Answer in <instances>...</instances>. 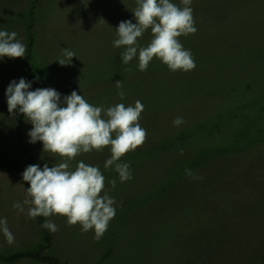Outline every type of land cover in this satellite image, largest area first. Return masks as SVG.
I'll list each match as a JSON object with an SVG mask.
<instances>
[{
  "label": "rangeland",
  "instance_id": "374dc122",
  "mask_svg": "<svg viewBox=\"0 0 264 264\" xmlns=\"http://www.w3.org/2000/svg\"><path fill=\"white\" fill-rule=\"evenodd\" d=\"M31 2L0 0V30L15 31L25 44L32 23L33 90L53 88L61 99L76 91L88 103L107 107L121 100L116 81L134 87L138 76L159 74L119 101L144 106L139 123L146 141L120 161L130 165L131 180L120 182L114 168H104L108 148L71 161L73 169L82 160L105 176L103 192L115 199L116 214L104 236L96 241L94 230L82 233L81 225L68 226L66 217L54 215L48 219L59 230L50 232V254L69 264H264V0H192L197 31L178 39L193 58L217 55L195 62L188 72H172L154 57L146 71L131 66L125 74L112 42L121 21L136 23L131 11L136 0H38L30 18ZM171 2L182 6L181 0ZM149 39L150 29L138 42L146 46ZM62 48L76 55L65 66L56 61ZM14 60L0 58V82L9 73L11 81L26 79L19 60L8 71ZM132 62L138 65L137 59ZM7 87L0 86V158L20 168L27 157L10 130L14 116L2 119ZM176 117L184 120L178 127ZM21 127L34 164L62 162L45 153L42 142L29 143L32 125L25 117ZM185 169L198 178L188 177ZM26 198L22 178L0 166V219L7 220L15 238L9 245L0 232L1 255L40 242ZM14 202L25 211L13 208Z\"/></svg>",
  "mask_w": 264,
  "mask_h": 264
},
{
  "label": "clouds",
  "instance_id": "9594fccd",
  "mask_svg": "<svg viewBox=\"0 0 264 264\" xmlns=\"http://www.w3.org/2000/svg\"><path fill=\"white\" fill-rule=\"evenodd\" d=\"M191 3L192 0H181L182 6H178L171 0H136V7L131 10L136 23L121 21L115 30L117 39L113 46L124 48L120 54L122 63L128 65L137 59L138 69L146 71L155 57L172 72L194 70L196 63L191 51L184 49L178 39L197 31ZM149 29L151 39L146 46H141L138 38ZM16 37L15 31L0 30V58L26 56L27 45ZM74 56L73 51L62 48L61 58L56 61L65 66ZM126 71L131 72L132 68ZM115 86L121 89L117 94L123 100L126 94L122 90V81H116ZM31 87L32 82L24 78L9 83L5 93L8 113L13 116L17 112L23 114L32 125L28 132L29 143L42 142L43 151L55 159L61 158L62 162L52 167L45 163L43 168L39 164L28 165L23 171V181L30 185L23 202L29 206L27 216L30 219L46 218L40 226L51 233L59 229L47 218L66 217L68 226L79 224L82 233L94 230V240L99 241L115 217L116 201L103 192L105 176L98 166L81 160L73 169L71 161L82 153L108 148L110 158L105 161L104 168H114L120 182L131 180L130 165L120 161L146 141L147 132L139 123L144 106L140 101L134 106L123 103L94 106L76 91L61 99V94L53 88L30 90ZM183 123L182 117L173 120L177 127ZM185 174L198 178L190 169H185ZM110 183L115 189L116 180ZM13 208L25 211L19 202H14ZM0 232L9 245L14 243L6 219H0Z\"/></svg>",
  "mask_w": 264,
  "mask_h": 264
},
{
  "label": "trees",
  "instance_id": "16d2710c",
  "mask_svg": "<svg viewBox=\"0 0 264 264\" xmlns=\"http://www.w3.org/2000/svg\"><path fill=\"white\" fill-rule=\"evenodd\" d=\"M37 2H38V0H33L32 8H31V11H30V18H32L33 11L37 7ZM20 16H22V15L20 14ZM31 29H32V23H30L27 26V28H26L28 45H27V54H26V56L24 58V65L27 68V81H31L32 82V80H33V71H32L31 66H30V59H31L30 58V54L32 52L34 38L32 36ZM112 44H113V42H112ZM114 50H115L114 54H116V62L118 63V68H119V72L120 73L122 71V73L125 74L126 72H128V71H126V69L131 67V66L135 67L133 69H136L138 67V65H136L134 62L129 63L128 65L123 64L122 63V59H121V55H120L121 53L120 52L118 53V48H115ZM218 54H219V52H218ZM216 55H213L211 53L205 54L204 56L195 55L194 59H195V62H197V61L198 62H202V61H204V59H206V61H207V58H212V57H215ZM201 57H203V58H201ZM155 73L156 72L148 71L145 75L138 76L137 78L134 79V82H136V85L134 87L129 86V84L131 82L123 81L122 90L125 92L126 95H130L132 93L136 94V92H139V89H142L146 85L148 80H152L153 81L154 77L159 75V74H155ZM131 77L132 78H130V79L134 78L133 76H131ZM120 90L121 89H119L117 91V93ZM119 101H122V100L119 99ZM119 101H118V103H119ZM20 115L22 116V114H20ZM17 125H18L17 126V140H18L19 145L21 146V149L23 150L24 154L27 157L26 165H25V167H20L19 168L14 163L8 162V161L3 160V159L0 158V166L6 167V168H10L11 171H13L15 174L19 175L22 178V173L25 170V168L28 165H33L34 164V158L31 155V153L27 149L24 148L23 143H22V136H21V132H20V124H19V122H17ZM22 180H23V178H22ZM23 183L25 185V189L30 186L25 181H23ZM45 219L46 218H44V217H36L35 218L36 227H37L38 232H39V234L41 236V243L37 246L36 249H33V250H22V251H18V252H15V253H12V254H6V255H1L0 254V263L13 264V263H16V262H18L20 260H30V261L37 262V263H40V264H69V263L60 261L56 256L50 254L49 251H50V249L52 248V245H53L52 235H51V233L48 230H46V229H44V228H42L40 226L44 222Z\"/></svg>",
  "mask_w": 264,
  "mask_h": 264
},
{
  "label": "crops",
  "instance_id": "0c3cea01",
  "mask_svg": "<svg viewBox=\"0 0 264 264\" xmlns=\"http://www.w3.org/2000/svg\"><path fill=\"white\" fill-rule=\"evenodd\" d=\"M32 4H33V0H32V2H31V8H32ZM37 4H38V2H37ZM31 8H30V11H31ZM18 14H21V13H18ZM27 28V27H26ZM25 45H28V39H27V34H26V29H25ZM27 54V53H26ZM32 54H33V48H32V52H31V54H30V58L32 59ZM24 58L25 57H23L22 58V60H20L19 58H16V60H19L20 61V63H19V66L20 67H23V68H25V70H26V81H27V68L25 67V65H24ZM30 59V60H31ZM16 60H14L12 63H11V65H10V67L8 68V71L9 72H11V70L13 69V68H15V66H16ZM30 66H31V61H30ZM31 69H32V66H31ZM10 74V73H9ZM7 75L6 77H7V82H5L4 80L6 79V77L3 79V81H1L0 82V86L2 85V83H3V85L4 86H6V85H9V83L11 82V79L10 78H12V75ZM10 77V78H9ZM33 77H34V75H33ZM50 78H51V76H50ZM33 80H34V78H33ZM33 80H32V87H31V90H33V87H34V84H33ZM4 89H7V88H4ZM5 93H6V90L3 92V94L1 95V99H2V101H1V103H2V106H4V108H5V112L6 113H4L3 115H2V119H4L3 120V122H5V115H7V113H8V106H7V97H6V95H5ZM94 102V101H93ZM22 118H24V115L22 114V116L20 115V113H18L17 112V114L16 115H14V118H11V125H10V130L12 129L13 130V132H14V134H13V136H16L17 137V122H19V124H20V132H21V136H22ZM20 146V145H19ZM24 146V145H23ZM20 148H21V146H20ZM25 148V147H24ZM26 149V148H25ZM22 150V149H21ZM28 150V149H27ZM23 151V150H22ZM29 151V150H28ZM24 153V152H23ZM2 167V166H1ZM24 187H25V185H24ZM39 233V232H38ZM1 235V234H0ZM39 238H40V242H39V244L41 243V236H40V234H39ZM38 244V245H39ZM37 245V246H38ZM37 246L35 247V248H31V249H28V250H33V249H36L37 248ZM20 251H22V250H20ZM18 252V251H17Z\"/></svg>",
  "mask_w": 264,
  "mask_h": 264
}]
</instances>
